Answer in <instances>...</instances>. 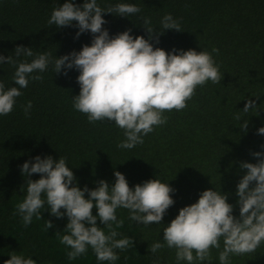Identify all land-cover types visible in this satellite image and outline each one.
Masks as SVG:
<instances>
[{
    "label": "trees",
    "instance_id": "obj_1",
    "mask_svg": "<svg viewBox=\"0 0 264 264\" xmlns=\"http://www.w3.org/2000/svg\"><path fill=\"white\" fill-rule=\"evenodd\" d=\"M64 2L0 0V55H14L16 46L23 45L32 47L35 54L49 52L55 59L91 44L90 32L75 38V22L60 28L48 26L53 8ZM73 2L82 4L83 0ZM118 2L134 3L142 11L131 17L102 13L110 37L131 29L134 37L148 39L140 18L149 17L151 26L159 28L161 18L170 13L184 31L166 30L158 43L154 39L150 43L167 52L173 48L198 52L218 48L219 54L212 55L222 80L198 86L185 109L163 113L167 123L154 127L143 137V144L121 149L117 145L125 139L124 132L114 122L90 123L86 114L73 108L72 97L80 91L78 70L56 74L50 64L41 74L42 80L30 79L13 111L0 116V264L13 252L31 257L37 264H110L98 261L91 247L69 261L70 249L60 243L68 218L51 215L46 203L39 210L40 219L34 215L30 225L23 224L17 205L26 196L27 177L22 176L20 166L34 162L37 155L64 158L76 177L73 186L81 189L95 188L101 179L111 186L114 171L123 173L130 187L157 178L175 189L171 193L175 203L161 224H138L129 219L127 209L116 210L117 219L123 221L115 229L120 234L116 239L128 238L130 243L127 249L114 250L119 256L114 264H187L177 262L174 248L165 245L153 254L150 247L157 241L164 243L163 229L180 208L196 202L203 190L216 188L227 193L228 202L234 205L233 215L239 216L235 190L246 171L239 164L257 162L250 151H264V135L257 134L264 126V0H97L102 8ZM33 58L18 59L30 62ZM14 71L12 65H0V82L6 88L17 86L12 81ZM248 99L258 105V115L255 110L242 112ZM29 101L30 115L25 116L24 106ZM244 120H248V131L241 134ZM30 178L40 176L32 174ZM48 221L53 227L47 230ZM97 224L108 233L99 220ZM222 249L221 241V249H211V261L202 264H220ZM229 264H264V242L253 253L230 255Z\"/></svg>",
    "mask_w": 264,
    "mask_h": 264
},
{
    "label": "clouds",
    "instance_id": "obj_2",
    "mask_svg": "<svg viewBox=\"0 0 264 264\" xmlns=\"http://www.w3.org/2000/svg\"><path fill=\"white\" fill-rule=\"evenodd\" d=\"M141 11L129 2L102 8L97 0H83L82 4L65 0L54 7L47 20L48 26L60 28L75 22L78 28L75 38L90 32L91 44L55 59L49 52L35 54L32 47L23 45L16 46L14 55H0V65L9 64L15 68L12 81L18 86L6 88L0 82V116L13 111L16 98L23 94L21 89L28 87L30 79L42 80L41 74L51 64L56 74L67 75L70 69L78 70L76 80L80 91L72 97L73 108L86 114L90 123L112 121L122 129L125 139L118 148L132 149L143 144V137L153 132L154 127L167 123L164 112L185 109L198 86L208 81L220 83L222 74L212 55L219 54L218 48H213L212 52L191 48H173L167 52L150 43L153 39L158 43L166 30L184 31L170 13L161 18L159 28L151 26L149 17L140 18L148 39L143 35L134 37L131 29L110 37L108 29L103 27L107 21L102 13L131 17ZM21 56L34 58L28 62L19 60ZM257 106L255 101L248 99L241 110L245 114L255 110L258 115ZM31 107V101L24 106L25 116L30 115ZM235 119L241 121V116L236 115ZM240 128L241 134L246 133L248 120H244ZM257 134L264 135V126L257 129ZM250 155L257 162L239 164V168L246 171L235 190L238 217L233 215L234 205L228 202L227 193L216 188L203 190L196 202L179 209L178 215L163 229L164 243L154 242L151 252L156 254L166 245L176 250L177 262L186 261L187 264L210 262L211 249H221V241L220 264H229L230 255L255 252L264 242V151H250ZM20 171L24 178L27 177L26 196L17 205L23 224L30 225L34 215L40 219L39 210L45 203L51 215L57 218L66 215V234L60 237V243L70 249L67 252L69 261L76 260L91 247L98 261L114 264L119 259L114 250L127 249L130 243L128 238L116 239L120 234L115 229L123 224L117 219L116 210L127 209L129 219L138 224L158 225L175 203L171 195L175 189L168 182L155 178L130 187L120 171H114L115 182L111 186L103 179L92 189L73 186L76 177L62 157L53 159L50 155L44 158L37 155L34 162L25 161ZM32 174H39L40 178L33 180ZM97 220L107 227V234L98 227ZM52 227V222L48 221L46 229ZM4 264H37V261L13 252Z\"/></svg>",
    "mask_w": 264,
    "mask_h": 264
}]
</instances>
